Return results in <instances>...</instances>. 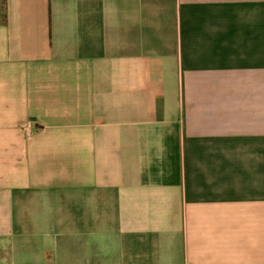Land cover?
Wrapping results in <instances>:
<instances>
[{"label":"crops","instance_id":"0c3cea01","mask_svg":"<svg viewBox=\"0 0 264 264\" xmlns=\"http://www.w3.org/2000/svg\"><path fill=\"white\" fill-rule=\"evenodd\" d=\"M0 264H264V0H5Z\"/></svg>","mask_w":264,"mask_h":264},{"label":"trees","instance_id":"16d2710c","mask_svg":"<svg viewBox=\"0 0 264 264\" xmlns=\"http://www.w3.org/2000/svg\"><path fill=\"white\" fill-rule=\"evenodd\" d=\"M5 0H0V12L3 10L2 9V4L4 3Z\"/></svg>","mask_w":264,"mask_h":264}]
</instances>
